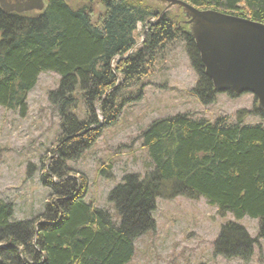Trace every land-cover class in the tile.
Returning a JSON list of instances; mask_svg holds the SVG:
<instances>
[{
  "label": "trees",
  "instance_id": "trees-1",
  "mask_svg": "<svg viewBox=\"0 0 264 264\" xmlns=\"http://www.w3.org/2000/svg\"><path fill=\"white\" fill-rule=\"evenodd\" d=\"M185 1L264 23V0ZM86 2L47 0L33 14L0 9V106L24 116L38 75L51 71L59 82L47 98L60 120L55 156L39 175L51 191L43 212L12 220L13 203L0 198V264H128L135 240L155 229L156 199L176 196L202 197L221 218L230 213L235 221L221 224L214 253L248 260L256 238L236 220L257 218V237L264 238V126L243 122L248 114L264 118L256 103L238 110L235 120L190 113L154 119L139 134L152 169L142 176L124 174L108 192L113 213L81 195L83 176H70L67 162L79 159L127 103L143 97L144 78L169 44L184 41L198 77L191 92L199 102L211 104L218 93L192 37L171 10L162 13L164 7L153 0ZM139 24L142 38L136 36ZM79 103L84 119L75 112ZM33 168L28 165L27 176Z\"/></svg>",
  "mask_w": 264,
  "mask_h": 264
},
{
  "label": "rangeland",
  "instance_id": "rangeland-1",
  "mask_svg": "<svg viewBox=\"0 0 264 264\" xmlns=\"http://www.w3.org/2000/svg\"><path fill=\"white\" fill-rule=\"evenodd\" d=\"M86 1L68 0V3L76 6L86 4ZM155 4L163 6L159 2ZM99 9L97 7L96 11ZM168 10L186 28L182 10L175 7ZM136 32L138 38L143 37L141 24ZM153 70L151 76L144 78L143 97L127 103L117 121L105 127L79 159L67 162L70 176L77 179L83 176L81 195L85 200L111 213L114 207L108 202V192L124 174L142 176L152 169L139 139L140 132L151 121L176 113H190L195 118L210 121L223 115L235 120L238 110H250L256 103L253 95L246 92L236 96L218 92L215 102L200 103L191 92L198 77L190 65L182 39L159 53ZM58 82V74L41 72L27 94L24 116L18 110L0 106V198L13 203L12 220L33 219L41 214L51 192L41 184L39 175L43 166L47 167L55 156L52 148L54 150L60 120L47 94L57 87ZM82 110L79 103L75 111L79 119H84ZM243 122L264 126L261 115L248 114ZM29 164L34 166L31 176H27ZM101 166L105 169L102 174L98 171ZM152 215L155 229L135 240L134 255L128 264H264V238L257 237V218L244 216L236 220L251 237L256 238L252 256L245 261L214 253L213 241L221 224L235 219L230 213L221 218L216 207L202 197L157 198Z\"/></svg>",
  "mask_w": 264,
  "mask_h": 264
},
{
  "label": "water",
  "instance_id": "water-1",
  "mask_svg": "<svg viewBox=\"0 0 264 264\" xmlns=\"http://www.w3.org/2000/svg\"><path fill=\"white\" fill-rule=\"evenodd\" d=\"M68 2V0H64ZM162 13L175 7L185 16L204 74L214 90L235 95L250 93L264 110V23L214 9H201L185 0H153ZM47 0H0L8 14H33L44 10Z\"/></svg>",
  "mask_w": 264,
  "mask_h": 264
},
{
  "label": "bare ground",
  "instance_id": "bare-ground-1",
  "mask_svg": "<svg viewBox=\"0 0 264 264\" xmlns=\"http://www.w3.org/2000/svg\"><path fill=\"white\" fill-rule=\"evenodd\" d=\"M79 189H80V187H79Z\"/></svg>",
  "mask_w": 264,
  "mask_h": 264
}]
</instances>
